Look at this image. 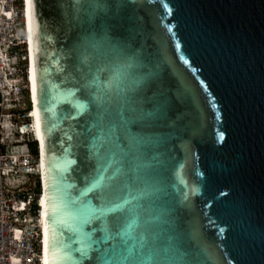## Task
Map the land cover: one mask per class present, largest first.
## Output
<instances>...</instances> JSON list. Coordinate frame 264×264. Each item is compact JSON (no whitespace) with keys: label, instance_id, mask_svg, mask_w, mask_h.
<instances>
[{"label":"water","instance_id":"1","mask_svg":"<svg viewBox=\"0 0 264 264\" xmlns=\"http://www.w3.org/2000/svg\"><path fill=\"white\" fill-rule=\"evenodd\" d=\"M28 3L49 264H264V0Z\"/></svg>","mask_w":264,"mask_h":264},{"label":"built area","instance_id":"2","mask_svg":"<svg viewBox=\"0 0 264 264\" xmlns=\"http://www.w3.org/2000/svg\"><path fill=\"white\" fill-rule=\"evenodd\" d=\"M25 7V0H0V264H42L43 254Z\"/></svg>","mask_w":264,"mask_h":264},{"label":"bare ground","instance_id":"3","mask_svg":"<svg viewBox=\"0 0 264 264\" xmlns=\"http://www.w3.org/2000/svg\"><path fill=\"white\" fill-rule=\"evenodd\" d=\"M26 1V7H25V27H26V33H27V51H28V89H29V97H30V103H31V111L29 113L30 119H31V127L33 130V133L36 137L37 143H38V165H39V171L41 174V199L39 200L40 203V217L42 220V239H43V245H42V264H49L48 261V251L46 246V232L43 224V215L47 212L46 210V203L44 199L46 198V189H45V178H44V167H43V150H42V141H41V135L39 130V124H38V118H37V112L35 108V99H34V82H33V69H32V57H31V47H30V25H29V3L28 0ZM47 256V257H46Z\"/></svg>","mask_w":264,"mask_h":264},{"label":"snow or ice","instance_id":"4","mask_svg":"<svg viewBox=\"0 0 264 264\" xmlns=\"http://www.w3.org/2000/svg\"><path fill=\"white\" fill-rule=\"evenodd\" d=\"M88 60H89V57H88L87 55H85V56H84V61H85V62H88ZM98 102H99V103H104V101H103L102 99L99 100ZM117 208H119V206H117ZM110 210H111V209H110ZM117 220H119V218H117ZM46 264H47V262H46Z\"/></svg>","mask_w":264,"mask_h":264},{"label":"rangeland","instance_id":"5","mask_svg":"<svg viewBox=\"0 0 264 264\" xmlns=\"http://www.w3.org/2000/svg\"><path fill=\"white\" fill-rule=\"evenodd\" d=\"M13 181H15V179H12Z\"/></svg>","mask_w":264,"mask_h":264}]
</instances>
